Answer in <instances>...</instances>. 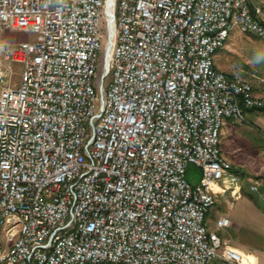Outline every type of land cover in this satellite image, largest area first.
<instances>
[{
  "label": "built area",
  "instance_id": "1",
  "mask_svg": "<svg viewBox=\"0 0 264 264\" xmlns=\"http://www.w3.org/2000/svg\"><path fill=\"white\" fill-rule=\"evenodd\" d=\"M235 30L264 43L263 0H0V264H253L207 225L224 122L264 108L216 67Z\"/></svg>",
  "mask_w": 264,
  "mask_h": 264
},
{
  "label": "crops",
  "instance_id": "2",
  "mask_svg": "<svg viewBox=\"0 0 264 264\" xmlns=\"http://www.w3.org/2000/svg\"><path fill=\"white\" fill-rule=\"evenodd\" d=\"M216 67L226 72L224 60L219 61V63L218 60H216ZM259 88L260 90L256 89L261 95L263 93V86ZM245 124H249L252 127L246 128ZM254 130H257L258 134L264 138V110H247L245 112V120L240 123L229 121L228 128L224 130L223 134L225 135L226 133V135L231 137L235 136V140L232 141H238L243 139L242 136L249 138ZM229 136L227 138H229ZM231 150L232 152L229 153L230 149L225 148V146L222 147L224 157L232 163L241 177L239 185L240 194L238 197L232 195L230 191L220 194L216 198V202L213 206L215 208V213L212 218L210 217L209 211L207 225L210 230L215 231L216 221L218 219H229L231 221V226L218 231L221 239L240 253L248 256L253 264H264V211L260 209L264 207V190L260 189L262 184L259 179H256L257 175L250 172L242 163L237 161L238 158L235 156L236 154L233 155V153L238 152V149L234 150L231 148ZM262 152H264V149L260 151L257 157H247L259 159ZM230 155L233 156L231 157ZM254 183L259 185L258 192L251 191V186ZM249 194L255 195L253 198H250ZM256 238H263L261 239V246H254V244H252V241ZM212 264L225 263L221 260H215Z\"/></svg>",
  "mask_w": 264,
  "mask_h": 264
},
{
  "label": "rangeland",
  "instance_id": "3",
  "mask_svg": "<svg viewBox=\"0 0 264 264\" xmlns=\"http://www.w3.org/2000/svg\"><path fill=\"white\" fill-rule=\"evenodd\" d=\"M3 38L9 43H18L32 41L35 39V35L24 31H5L3 32ZM216 60H218V63L224 60L226 73L232 74L238 72L239 69H244L249 72L248 75H245L246 78L253 81L257 89L260 90L259 87L264 85V83L261 82V79H264V43L258 39L242 35L239 31L235 30L232 32L226 47L218 52ZM20 72L21 66L13 65L11 73L6 75L4 81L11 80L14 84L17 83ZM229 121L231 120H225L221 131V147L225 146V148L230 149L229 153L232 152L231 148L234 150L238 149V152L233 153V155L236 154L235 156L238 158L237 161L242 163L250 172L257 175L256 179H259L262 184L260 189L264 190V161L261 157L259 159L253 158L257 157L260 151L264 149V138L258 134L257 130H254L249 138L242 136L243 139L232 141L235 140V136L231 137L226 135V133L225 135L223 134L224 130L228 128ZM245 127L251 128L252 126L245 124ZM228 136L229 138H227ZM225 142H227L228 145ZM233 155L230 156L232 157ZM247 156L253 157L248 158ZM188 177L190 181L196 182L200 178V170L196 166H191ZM249 195L250 198H253L255 194ZM260 209L264 211V207ZM214 213L215 208L212 207L210 210L211 218ZM261 239L263 238H256L252 241V244H254V246H261Z\"/></svg>",
  "mask_w": 264,
  "mask_h": 264
},
{
  "label": "trees",
  "instance_id": "4",
  "mask_svg": "<svg viewBox=\"0 0 264 264\" xmlns=\"http://www.w3.org/2000/svg\"><path fill=\"white\" fill-rule=\"evenodd\" d=\"M262 111L264 110V108L263 109H261Z\"/></svg>",
  "mask_w": 264,
  "mask_h": 264
},
{
  "label": "bare ground",
  "instance_id": "5",
  "mask_svg": "<svg viewBox=\"0 0 264 264\" xmlns=\"http://www.w3.org/2000/svg\"><path fill=\"white\" fill-rule=\"evenodd\" d=\"M110 5H111V3H110Z\"/></svg>",
  "mask_w": 264,
  "mask_h": 264
}]
</instances>
